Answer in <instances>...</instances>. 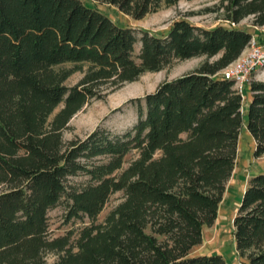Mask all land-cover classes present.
<instances>
[{
    "label": "trees",
    "instance_id": "16d2710c",
    "mask_svg": "<svg viewBox=\"0 0 264 264\" xmlns=\"http://www.w3.org/2000/svg\"><path fill=\"white\" fill-rule=\"evenodd\" d=\"M90 1L140 19L179 0ZM220 4L232 26L201 27L179 16L164 34L138 28V39L134 27L81 0H0V264H232L220 253L190 251L218 216L243 122L254 154L264 153V81L250 82L243 119V93L220 76L253 26H263L264 0ZM248 15L252 24H239ZM195 56H206L199 67L144 94L131 128L96 127L64 140L72 115L103 88ZM78 70L83 76L67 85ZM78 172L87 180L68 183ZM119 189L123 198L95 222ZM62 198L67 217L91 220L74 244L48 227L47 210ZM236 212L238 256L264 264V171L249 177ZM49 249L58 253L51 263Z\"/></svg>",
    "mask_w": 264,
    "mask_h": 264
},
{
    "label": "rangeland",
    "instance_id": "374dc122",
    "mask_svg": "<svg viewBox=\"0 0 264 264\" xmlns=\"http://www.w3.org/2000/svg\"><path fill=\"white\" fill-rule=\"evenodd\" d=\"M81 1L100 8L114 22L134 27L135 36L138 39L141 37L138 28H146L153 33L164 34L172 24L173 19L179 16H183L201 27H213L218 24H223L226 27L232 26L223 18L224 8L221 6L220 0H179L172 6L161 5L157 11L146 13L140 19H135L131 15L123 13L114 5L110 6L100 1ZM252 22V15H248L239 24L248 26ZM262 31H264V24L263 26H253V35L260 34ZM139 48L140 41L137 40L133 49V56L137 62L139 61L137 58ZM218 57L219 55H216L209 60H214ZM205 58L206 56H195L186 60L175 59L169 65L160 69V71H145L136 80L122 85L103 88L100 96L89 99L86 104L72 115L63 129L64 140H69L73 137L84 138L96 127H105L113 133L131 128L139 117L138 106L141 105L142 109L145 107L144 94L146 92L155 91L163 80H171L196 69ZM259 70L260 73H263L262 77H264V67H262L255 72L253 80H258L256 73ZM82 76L83 72L80 70L75 71L65 83L71 86ZM243 92L242 107H244L243 119H245L247 118L246 105L250 95V85L246 86ZM238 137L239 154L234 164L235 168L231 176L226 180V187L217 210L218 216L210 225L203 226V239L191 249L190 255L199 253L210 254L213 252L220 253L232 264L247 263L245 256H238L237 254L232 233V219L237 213L241 192L245 188L249 177L254 172L264 171V153L260 155L254 154V138L248 132L245 122H243ZM133 155L134 150L126 154V161ZM126 161L124 164L127 163ZM87 178L86 174L78 172L69 177L68 183L78 185L85 182ZM123 196V189L112 192L105 200L103 208L96 215L95 222L104 221L107 212L119 203ZM66 209V203L63 198L57 205L48 208V227L50 234L53 236L69 234L70 243L74 244L80 234L81 227L89 224L91 220L84 215L67 217ZM57 258L58 253L56 250H46L45 259L47 263H51Z\"/></svg>",
    "mask_w": 264,
    "mask_h": 264
},
{
    "label": "built area",
    "instance_id": "2783aa9c",
    "mask_svg": "<svg viewBox=\"0 0 264 264\" xmlns=\"http://www.w3.org/2000/svg\"><path fill=\"white\" fill-rule=\"evenodd\" d=\"M262 67H264V31L252 35L235 60L220 70V76L232 81L235 91L244 93L243 89L250 85L255 72Z\"/></svg>",
    "mask_w": 264,
    "mask_h": 264
},
{
    "label": "crops",
    "instance_id": "0c3cea01",
    "mask_svg": "<svg viewBox=\"0 0 264 264\" xmlns=\"http://www.w3.org/2000/svg\"><path fill=\"white\" fill-rule=\"evenodd\" d=\"M130 26V25H129ZM258 34V33H257ZM263 76V73H260V70L256 73V77H257V79L258 80H262V81H264V77H262ZM251 93H252V91L250 92V95H249V98H248V101L251 99Z\"/></svg>",
    "mask_w": 264,
    "mask_h": 264
}]
</instances>
